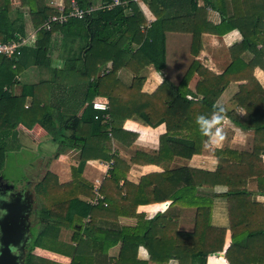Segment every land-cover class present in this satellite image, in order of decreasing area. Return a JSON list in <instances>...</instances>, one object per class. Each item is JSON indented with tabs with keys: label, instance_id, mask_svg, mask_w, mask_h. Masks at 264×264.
Here are the masks:
<instances>
[{
	"label": "trees",
	"instance_id": "16d2710c",
	"mask_svg": "<svg viewBox=\"0 0 264 264\" xmlns=\"http://www.w3.org/2000/svg\"><path fill=\"white\" fill-rule=\"evenodd\" d=\"M81 9L90 6L106 5L112 0H77ZM196 0H149L145 3L148 11L154 16L149 21L140 6L133 2L114 7L111 10H96L85 19L70 18L63 25H55L51 30H45V23L58 10L46 4V0H21L20 9H14L12 0H0V42L11 43L18 37H27L26 24L29 21L37 31L35 44L21 47L19 54L13 58L0 55V172L3 170L8 153V139L16 135L19 125L32 129L39 124L52 137L56 134L64 136L67 130L72 132L68 140L77 143L82 149L80 163L72 167V181L61 186L55 177L45 176L36 186L35 192L41 199L42 206L38 213V226L44 228L42 233H34L31 242L26 246L25 264H56L35 257L34 248H42L64 254L71 258V264H147L131 259L125 250L131 245L144 246L149 252L150 261L156 264H207L212 254L223 251L225 231L212 226V197L206 192H200L193 175L197 170L166 168L162 177L173 187L171 197L145 199L140 205L151 202H162L170 198L171 207L196 208L195 229L192 233H182L177 230V212L158 214L149 221L140 223L134 229L103 228L96 224L97 214H110L103 199L98 207H94L80 197L95 198L94 187L83 178V170L89 155L87 149L97 138L107 141L104 151H109V134L119 138L124 133L122 127L128 120L143 127L157 128L165 124L167 133L162 137L164 154L171 153L191 159L194 155L204 153L206 146L203 137L197 131L195 117L198 114H209L215 107L224 88L231 83V73L239 69L235 59L224 74L211 77L194 60L183 80L178 86L164 80L161 86L152 94L142 93L145 77L143 73L153 66L157 72H162L166 61V33L175 30L176 25L191 24L198 19L204 9H198ZM64 14L71 12L70 0H63ZM206 7H212L224 14L227 0H206ZM234 10L241 13L245 10L244 21H253L254 30L264 22V4L249 5L231 0ZM252 4H257L256 0ZM242 20V19H240ZM234 19H223L221 24L212 27L207 23L196 25L192 35L191 54L198 57L202 51V35L212 34L224 36L234 30ZM173 26V28H172ZM61 35L60 47L67 53L61 69L51 65L53 52V36ZM174 32V31H173ZM244 40L243 47H237L231 53H241L243 48L254 50L256 46L254 35L241 31ZM259 37H264L258 33ZM60 49V50H61ZM49 71L50 78H43L35 83L23 82L21 76L28 67ZM111 64L100 77L101 68ZM127 71L133 78L129 84L120 80L119 73ZM199 74L203 81L197 85L196 94L189 89L192 78ZM22 86L20 95H15V87ZM253 92L257 83L249 84ZM246 101L239 103L246 108L245 122L239 126L244 130H252L255 136V155L263 150L264 123L255 122L260 116L259 108H264V99L260 93L244 91ZM47 93H84V99L79 105L84 107L82 116L76 113L63 115L53 114L46 104ZM264 95V93H261ZM188 96H192L189 99ZM201 96L202 98H199ZM30 105L27 106V99ZM102 98L108 102L109 110L101 113L93 110L95 99ZM27 106V107H26ZM226 110V109H225ZM104 115L109 116L108 123ZM225 116H231L226 110ZM65 117V118H64ZM54 119L59 123V128ZM86 124L90 134H82V125ZM61 127V128H60ZM137 136L134 135L133 140ZM63 143V141H61ZM106 143V142H105ZM89 145V146H88ZM75 147V148H78ZM92 148V147H91ZM227 152V147L214 153L221 158ZM110 160V157H104ZM253 158V157H252ZM236 159L220 161V167L215 173L198 172L200 187L208 189L227 179L228 191L223 194L227 200L231 246L225 253L228 264H264V207L253 201L252 194L241 187L242 165H236ZM228 172V173H227ZM143 180H146L143 178ZM259 189L264 193V179H259ZM159 194V191H155ZM200 193V194H199ZM52 200V204H43L44 198ZM108 206L109 200H108ZM138 205V204H137ZM136 205V206H137ZM122 214H127L122 211ZM102 215V214H101ZM143 219V215H136ZM86 219H90L88 223ZM62 230H70L71 245L66 251L50 249L44 240L57 238ZM123 249L118 259L108 258L111 248L120 243ZM74 244V245H73ZM68 253V255H67ZM103 255L97 258L96 255ZM102 260V261H101Z\"/></svg>",
	"mask_w": 264,
	"mask_h": 264
},
{
	"label": "crops",
	"instance_id": "0c3cea01",
	"mask_svg": "<svg viewBox=\"0 0 264 264\" xmlns=\"http://www.w3.org/2000/svg\"><path fill=\"white\" fill-rule=\"evenodd\" d=\"M20 1L12 0L14 9H20ZM205 1H195L198 9L205 10L201 14L200 21L196 19L191 24L176 25L175 30L169 29L166 33L165 68L162 72H157L153 66L147 68L143 73L145 80L142 93L152 95L164 80H168L173 85L178 86L194 60L198 61L211 77H219L231 66L234 58L237 63L236 67L239 69H235L231 73V83L224 88L216 103L218 107L223 106L231 114V116H225L223 121L225 139L222 145L214 149L206 147L204 153L194 155L191 159L177 154L174 156L171 153L164 154L162 151L164 150L165 141L162 143L161 140L167 133L165 124L152 128L143 127L128 120L124 123L122 127L124 133L119 138L109 136V151H104L103 148L107 146V141L105 143L102 139L97 138L94 142L89 143L90 148L87 149L88 159L98 158V160H88L83 170V178L105 200L104 208L110 209V214H103L102 212H100L102 215L97 214L96 224L99 227L134 229L140 223L152 220L158 214L163 215L171 211L178 213L177 230L182 233H192L195 229L196 208L171 207L173 201L170 198L162 202H151L144 205L139 203L145 199H162L163 197H171L174 194L175 190L173 187L170 188L168 185L170 183L165 177H162L166 168L170 170L180 168L197 170L195 172L197 175L194 174L193 178L195 184L199 186L198 190L206 192L208 197H212V226L225 231L223 251L210 255L207 259V264H228L225 259V253L231 246V233L229 230L227 200L222 197L228 191L227 179L220 184L214 181L215 186L204 189V187L199 185L198 172L213 174L219 169L220 161L226 162L235 158V163L239 166L240 160L242 165L241 187H245L246 191L253 195V201L264 207V193L259 189V179H264V143H261L263 150L259 152L257 150V156H254L256 152L254 132L252 130H244L239 126L240 122L242 125L245 122L247 110L238 101V97L241 95V103L245 104V94H240L245 93V90H248V93H260V98L264 99V95L261 94L264 93V37L261 38L257 35V32L264 35V22L257 26L255 31L253 21L248 23L244 21V17H246L245 10L237 13L232 4H230L231 0H227L228 4L224 7V14L214 10L212 7H206ZM235 1L249 3L246 4L247 6L264 4V0H256L257 4H252L253 0ZM46 4L58 10V7L62 6L64 2L63 0H46ZM140 8L150 22L154 21V16L145 5ZM229 18L234 19V30L224 36L203 34L202 51L198 57H194L191 54L192 35L190 33L195 31L198 22L216 27L221 24L223 19L228 20ZM242 30L245 33L254 35L253 40L256 46L253 51L243 48L241 53L233 55L231 53L232 50L244 46ZM26 32L28 36L35 35L36 39L37 31L33 29L29 21L26 24ZM53 42L55 44L51 56V65L53 68L61 69L65 63L67 53L63 52L60 47L61 35L59 33L56 32L54 34ZM34 44L31 42L29 45L33 47ZM28 68V71L21 76L23 82L35 83L43 78H50L51 74L49 71L38 69L31 64ZM104 68H111V64L101 68L99 73ZM119 77L126 84H129L133 78L132 74L125 70L119 73ZM202 81L203 77L196 74L190 81V91L196 94L197 85ZM252 83H257L259 86L253 92L249 85ZM21 88V85L15 87V95L21 94ZM188 98L192 99V96H188ZM199 98L202 97L199 96ZM46 99L49 110L52 109L55 116L58 113L63 115L76 113L77 117L80 118L84 112L85 106L79 107L84 99V93H47ZM30 100V98L27 99V106L30 105ZM259 110L260 116L255 119V122L263 124L264 108L260 107ZM54 121L59 128V123L55 119ZM16 131V135L11 136L7 144L20 149L29 148L36 154V158L33 159L26 170L25 181L20 182L18 186V190L24 191L22 192L23 194H31L34 202L33 206L39 205L38 211L36 208L33 209L31 217L32 234L34 235L36 232L42 233L44 231V228L38 226V213L41 210V205L35 192L36 186L48 175L55 177L56 182L61 186L70 184L72 181V167L80 163L82 149L78 147L77 143H72L68 140L72 135L70 130H67L68 132H65L62 137L59 133L56 134L55 138L57 141L53 140V137L39 124L35 125L31 130L19 125ZM82 134L88 136L90 134L86 124L82 125ZM134 135L137 138L134 142H131ZM262 142H264V139H262ZM40 147L43 148L42 153H37V149L39 150ZM224 147H227V152L219 158L214 152L220 151ZM108 156L110 160L104 158ZM143 178L146 180H143ZM157 190L159 194L155 193ZM80 199L94 207L99 205V203L91 204L92 199L90 198L80 197ZM108 200L110 206H108ZM122 211H126L127 214H122ZM136 215H143L144 218L141 219ZM89 221L91 220H85L86 223ZM72 235V231L62 230L57 238H53L56 242L61 243L62 247H48L58 252L67 250L69 253L67 246L71 245ZM123 238V236H120V243L109 250L108 258L115 260L120 257L122 251L125 250L121 242ZM125 252L137 262L156 264L150 261L149 252L144 246L133 244ZM32 254L35 257L56 264H71L72 261L70 257L64 254L42 248H34ZM96 257L99 259L103 255L97 254ZM168 264H177V262L172 260Z\"/></svg>",
	"mask_w": 264,
	"mask_h": 264
},
{
	"label": "water",
	"instance_id": "95a60500",
	"mask_svg": "<svg viewBox=\"0 0 264 264\" xmlns=\"http://www.w3.org/2000/svg\"><path fill=\"white\" fill-rule=\"evenodd\" d=\"M0 264H25L26 246L33 238L30 193L15 192V187L0 178Z\"/></svg>",
	"mask_w": 264,
	"mask_h": 264
},
{
	"label": "built area",
	"instance_id": "2783aa9c",
	"mask_svg": "<svg viewBox=\"0 0 264 264\" xmlns=\"http://www.w3.org/2000/svg\"><path fill=\"white\" fill-rule=\"evenodd\" d=\"M149 0H112L111 3L106 5H98V6H90L89 8L83 10L79 7L77 0H70L71 3V12L70 14H64V4L58 7V15H53L44 25L45 30H51V28L55 25H63L65 24L70 18L76 19H85L90 14H92L96 10H111L114 7L124 5L128 2H133L138 4L140 7L145 5V3ZM35 35H27V37H18L17 41L11 43H3L0 42V55L6 56L7 58H13L19 54V49L24 46H28L31 42H34ZM93 110L101 113H107L109 110L108 102L105 99L97 98L94 100L92 104ZM104 122L108 123L109 116L104 115ZM111 136V133L109 134ZM95 198L92 199L90 202L91 204L100 203L103 200L102 196L98 193L97 190H94Z\"/></svg>",
	"mask_w": 264,
	"mask_h": 264
},
{
	"label": "rangeland",
	"instance_id": "374dc122",
	"mask_svg": "<svg viewBox=\"0 0 264 264\" xmlns=\"http://www.w3.org/2000/svg\"><path fill=\"white\" fill-rule=\"evenodd\" d=\"M35 42V40H34ZM33 42V43H34ZM107 70L106 68L101 70L99 73L100 77L103 75L104 71ZM18 142V141H17ZM10 147V148H9ZM60 148V147H59ZM43 148L37 149V153H42ZM52 150V149H51ZM7 162H5V168L0 172V178H3L5 183L7 182L8 185L15 186L18 189L19 183L24 182L27 176V169L30 166L34 158H36V154L32 152L29 148L20 149L16 146H12L8 144V153L6 154ZM5 188L0 185V192L4 191ZM39 198V197H38ZM49 205L52 204V200L47 197L44 198L43 204ZM39 203L42 206L41 199L39 198ZM36 208L38 211L39 205H34L33 209ZM55 239L47 238L44 240V243L47 244L49 247L57 246L61 248V243L58 241L55 243ZM40 264V263H37Z\"/></svg>",
	"mask_w": 264,
	"mask_h": 264
},
{
	"label": "clouds",
	"instance_id": "9594fccd",
	"mask_svg": "<svg viewBox=\"0 0 264 264\" xmlns=\"http://www.w3.org/2000/svg\"><path fill=\"white\" fill-rule=\"evenodd\" d=\"M225 108L215 107L209 114H198L195 117V125L199 134L204 138L203 144L208 149H214L222 145L225 139L223 121L225 120ZM5 197H0L4 199Z\"/></svg>",
	"mask_w": 264,
	"mask_h": 264
},
{
	"label": "flooded vegetation",
	"instance_id": "af4514ba",
	"mask_svg": "<svg viewBox=\"0 0 264 264\" xmlns=\"http://www.w3.org/2000/svg\"><path fill=\"white\" fill-rule=\"evenodd\" d=\"M14 191L18 193L20 190H18V189L15 188ZM20 192H24V191H20ZM32 208H33V206H32ZM31 217H32V216H31ZM31 222H32V220H31Z\"/></svg>",
	"mask_w": 264,
	"mask_h": 264
}]
</instances>
